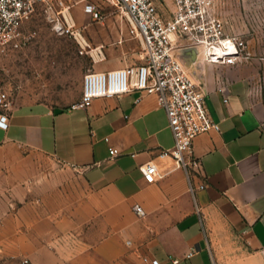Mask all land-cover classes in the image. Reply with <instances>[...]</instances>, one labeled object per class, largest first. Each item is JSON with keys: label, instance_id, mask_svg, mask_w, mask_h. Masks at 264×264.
Masks as SVG:
<instances>
[{"label": "crops", "instance_id": "obj_1", "mask_svg": "<svg viewBox=\"0 0 264 264\" xmlns=\"http://www.w3.org/2000/svg\"><path fill=\"white\" fill-rule=\"evenodd\" d=\"M193 50L184 53L187 68L220 124L219 131L194 140L200 161L191 174L194 190L187 171L171 155L160 156L175 138L154 94L132 90L97 97L85 107L0 105V116H8V126L0 125V182L12 183L34 154L52 155L68 173L49 209L46 201L29 197L4 217H31L28 227L35 217L65 225L78 239L75 261L87 264H130L137 255L163 264L174 257L181 264H215V241L225 233L242 237L251 252L264 257V61H195ZM123 66L99 64L95 70ZM111 147L119 153L111 155ZM150 160L158 166L152 182L140 170ZM30 237L24 244L12 233L5 251L27 253L37 263L42 255L48 264L62 259L51 245L40 252Z\"/></svg>", "mask_w": 264, "mask_h": 264}, {"label": "rangeland", "instance_id": "obj_2", "mask_svg": "<svg viewBox=\"0 0 264 264\" xmlns=\"http://www.w3.org/2000/svg\"><path fill=\"white\" fill-rule=\"evenodd\" d=\"M219 10L228 32L248 41L250 60L264 61V0H222ZM95 11L102 13L101 19L94 17ZM21 30L18 38L0 47V95L9 107L69 106L81 99L85 74L99 64L143 62L145 49L140 35L132 31L127 13L113 0H45L22 23ZM67 174L52 155L34 154L16 170L13 182L8 181L7 186L14 188L7 189L0 182V264H25L26 258L35 264L47 263L46 255L37 263L27 253L6 252L12 233L22 237L24 244L33 235L40 252L43 245L57 249L63 260L55 264H87L75 261L73 248L78 239L73 231L64 229L65 225L35 217L28 227L31 217H4L29 197L46 201L49 209V203L56 204L57 185ZM27 185L33 188L29 195ZM214 256L215 264H264V257L251 252L242 237L230 233L216 239ZM130 264L152 261L137 255Z\"/></svg>", "mask_w": 264, "mask_h": 264}, {"label": "built area", "instance_id": "obj_3", "mask_svg": "<svg viewBox=\"0 0 264 264\" xmlns=\"http://www.w3.org/2000/svg\"><path fill=\"white\" fill-rule=\"evenodd\" d=\"M44 1L0 0V47L18 38L22 23ZM221 1L113 0L127 13L132 31L140 35L145 49L143 62L87 72L81 99L73 104L85 107L97 97L121 95L132 90L156 95L159 104L167 111L175 138L173 147L163 149L160 156L171 155L176 164L187 171L192 190L191 174L200 167V161L194 155V140L201 133L219 131L220 124L210 112L207 93L189 72L184 53L194 49L195 61L199 57L206 62L225 64L250 57L249 50L246 54L248 41L238 33L228 32L219 10ZM94 17L101 19L102 13L95 11ZM0 105L9 108V102L1 95ZM0 125L8 126L7 114H1ZM110 153L117 155L119 150L111 147ZM140 170L150 182L158 174V166L152 160L141 164ZM135 210L139 215L144 214L139 204L135 205ZM193 254L194 249L187 255ZM25 264L35 263L26 258ZM152 264L163 263L153 258ZM172 264H181V258L174 257Z\"/></svg>", "mask_w": 264, "mask_h": 264}, {"label": "water", "instance_id": "obj_4", "mask_svg": "<svg viewBox=\"0 0 264 264\" xmlns=\"http://www.w3.org/2000/svg\"><path fill=\"white\" fill-rule=\"evenodd\" d=\"M193 52H194V55L196 56V51H195V50H193Z\"/></svg>", "mask_w": 264, "mask_h": 264}, {"label": "bare ground", "instance_id": "obj_5", "mask_svg": "<svg viewBox=\"0 0 264 264\" xmlns=\"http://www.w3.org/2000/svg\"><path fill=\"white\" fill-rule=\"evenodd\" d=\"M231 47H232V45H231Z\"/></svg>", "mask_w": 264, "mask_h": 264}]
</instances>
